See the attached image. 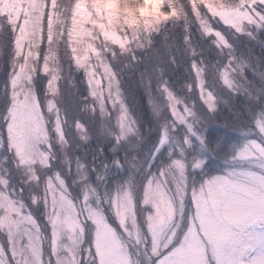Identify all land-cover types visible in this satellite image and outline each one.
Segmentation results:
<instances>
[{
    "label": "rangeland",
    "instance_id": "obj_1",
    "mask_svg": "<svg viewBox=\"0 0 264 264\" xmlns=\"http://www.w3.org/2000/svg\"><path fill=\"white\" fill-rule=\"evenodd\" d=\"M205 1L225 23H232L238 32L242 31L240 23L243 19L252 21L254 14L259 15L255 4H264V0H247L248 6L253 9L250 11L238 6L244 0ZM143 2L145 5L136 15L119 9L115 0H93L92 4L79 1L73 9V21L71 18L76 25L70 31L74 42L71 48L76 58L78 56L80 62H84L86 78L93 91L90 97L94 107L87 111L101 117L99 122L103 125L96 131L115 135L116 142L121 144L133 143L137 125L132 115L127 114L126 107L121 109L118 102H110V98L117 96L114 91L104 94L105 83L109 87L114 86L112 81L116 87L118 83L112 77L111 69L109 73V66L102 60L100 50L85 35H90L87 29L92 26L105 40L115 42L117 27L120 30L126 27L145 30L159 25L167 17H161L159 13L163 0ZM35 6V0H0V16L5 14L17 27L15 53L18 56L26 53L24 62L23 59L16 61L18 69L11 80L10 103L0 128V146L2 139L8 142L10 159L16 166L44 167L50 159L49 155L54 157L58 147L55 144L62 143L64 135L58 116L53 117L55 102L48 94L55 91L56 76L52 79L54 84L51 83L43 92L44 105L39 101L33 83L25 80L29 65L33 67L31 74L51 69L46 62V54L41 52L45 33L42 14L34 19ZM38 21H42L39 27L36 25ZM86 22L91 26H86ZM52 28L50 16L47 35ZM34 31L39 38L34 36L32 40L30 36ZM125 39L129 41L127 37ZM90 54L100 59L97 64L89 60ZM105 113L110 114L106 119ZM170 113L175 122H186L187 126H192L194 122L189 117L191 110L186 106L180 110L170 105ZM163 115L161 124L164 133L153 153L141 163L134 160L131 163L132 173L112 188L103 182L100 188L104 190L97 191L90 183H81L80 196L75 202L59 176H56L58 183L43 179L45 185L42 189L47 191V195H40L45 201L48 231L40 230L33 213L20 209L22 202L19 196L11 197L0 187V231L4 235V238L0 237V264H11V260L16 264H79L76 249L83 237L86 221L92 228L91 246L96 264H237L239 260L248 264H264V146L259 141V137L264 138L262 119H254L255 130L245 133L239 146L233 144L231 163L224 164L221 171L210 178L195 183L194 178L184 174L186 166L198 170L206 159H187L180 142L176 145H181L177 156L166 154V162L155 172L147 169L171 135V119L165 112ZM75 127L83 128L80 123ZM78 132L81 134V130ZM169 146L174 150L173 146ZM138 164L143 169L139 170ZM0 183L5 184L6 180L0 178ZM187 199L191 206L188 209ZM38 202L37 196L31 201L34 206ZM138 202L143 209V229L149 235L148 256L151 257L144 259L133 254L129 248L133 245L134 252L138 254L139 246L146 240V235L144 238L143 232L140 233L142 228L137 220ZM104 203H107L116 226L126 235L129 243H125L122 232L119 233L110 223ZM47 238L49 251L45 253L42 239ZM6 248L11 257L6 254ZM86 255L89 257L88 252ZM154 255L157 258L153 261ZM84 264H90V259L86 258Z\"/></svg>",
    "mask_w": 264,
    "mask_h": 264
},
{
    "label": "trees",
    "instance_id": "obj_2",
    "mask_svg": "<svg viewBox=\"0 0 264 264\" xmlns=\"http://www.w3.org/2000/svg\"><path fill=\"white\" fill-rule=\"evenodd\" d=\"M79 1L92 4L93 0H35L34 19L37 20L42 14L45 33L41 52L46 54V62L51 65V69L44 73L33 71L31 74L33 67L29 65L25 75V80L33 83L43 105L46 104L43 92L48 90L51 83L54 84L52 79L56 76L55 91L48 94L55 102L53 117L58 116L63 127V142L55 144L58 146L55 155H49L50 159L44 167L16 166L10 159L8 142L2 139L0 146V178L6 180L5 184L0 183V187L11 197L19 196L22 202L18 203L20 209L33 213L42 232L49 228L44 213L45 201L40 195H47V191L42 189L45 180L58 183L59 176L75 202L80 196L81 183H90L97 191H103L104 188H100L103 182L112 188L125 181L132 173L131 163L134 160L136 162V159L141 163L151 155L163 136V112L171 119V135L167 145L157 151L147 169L155 172L166 162V154L177 156L181 145H176L180 142L187 159H206L198 170L186 166L184 174L194 178L195 183L210 178L220 172L224 164L232 162L233 144L239 146L244 134L255 130L256 117L264 122V4H255L259 15L254 14L252 21L243 19L240 23L242 31L238 32L232 23H225L205 0H163L159 13L161 17H167L159 25L145 30L129 27L120 30L117 27L115 42L105 40L98 34V29L93 30L90 23L86 22V26L91 28L87 29L90 35L85 36L100 50L102 60L108 64L112 77L118 83V87L112 80L113 87L105 83L104 94L109 95L114 91L117 96L110 98V102H118L121 109L126 107L127 114L132 115L137 125V134L130 144L116 142V136L108 132L96 131L103 123L99 122L100 115L87 111L94 107L90 97L93 91L86 78L84 62H80L78 56L79 60L76 58L71 48L74 42L70 31L76 26L72 22L73 9ZM115 1L119 9L129 10L136 15L145 5L144 0ZM238 6L253 10L247 0L241 1ZM50 16L53 28L47 35ZM42 21L36 22L37 27ZM16 32V25L2 14L0 126L3 125L5 111L10 103L11 80L18 69L16 61L23 59L24 62L26 58L25 52L20 56L15 53ZM34 36L39 38L36 31L30 36L32 40ZM126 37L129 41H126ZM97 55H89L93 64L100 60ZM170 105L180 110L185 106L190 108L189 117L194 121L192 126H187L186 122H175ZM104 115L106 119L110 114ZM79 123L83 128L76 129ZM78 130H81V134H78ZM173 139L177 141L172 142ZM259 141L264 146V138L259 137ZM138 167L139 170L143 169L140 164ZM36 196L39 202L34 206L31 201ZM107 206L104 203L110 223L121 233ZM190 207L187 199L186 208ZM136 208L137 220L142 228L139 232L146 235L147 241L144 240L139 246L138 254L134 252L133 245H129V248L133 254L144 259L151 257L148 256L149 235L143 229V209L139 202ZM90 225L87 221L84 223L83 237L77 244L79 264H84L86 258L90 259V264H96ZM121 235L126 238L123 232ZM0 237L4 238L2 231ZM46 240L48 238L42 239L45 253L49 251ZM125 243L129 242L125 239ZM8 251L6 248V254L11 257ZM152 257L153 261L157 258L155 255ZM10 263L16 264L12 260Z\"/></svg>",
    "mask_w": 264,
    "mask_h": 264
},
{
    "label": "flooded vegetation",
    "instance_id": "obj_3",
    "mask_svg": "<svg viewBox=\"0 0 264 264\" xmlns=\"http://www.w3.org/2000/svg\"><path fill=\"white\" fill-rule=\"evenodd\" d=\"M209 264H212V263L209 262ZM237 264H248V262L247 261H244V260H241V261L239 260Z\"/></svg>",
    "mask_w": 264,
    "mask_h": 264
}]
</instances>
